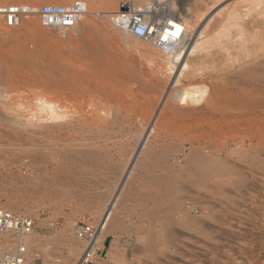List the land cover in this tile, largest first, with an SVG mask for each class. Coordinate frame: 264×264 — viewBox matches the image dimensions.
I'll list each match as a JSON object with an SVG mask.
<instances>
[{"label": "rangeland", "instance_id": "rangeland-1", "mask_svg": "<svg viewBox=\"0 0 264 264\" xmlns=\"http://www.w3.org/2000/svg\"><path fill=\"white\" fill-rule=\"evenodd\" d=\"M82 1L90 12L66 37L36 14L17 29L0 25V207L37 220L26 242L38 264H82L87 242L75 228L83 217L99 228L95 245L107 236L111 244L93 264H264V3L158 0L156 19L174 1L190 35L199 31L190 67L177 76L164 50L92 13L109 16L121 0ZM189 84L208 95L196 107L173 99ZM74 85L88 96L83 104L71 97ZM43 101L74 113L47 120ZM71 120L84 128L62 126ZM70 171L89 178L79 192L57 182L55 197L35 190Z\"/></svg>", "mask_w": 264, "mask_h": 264}, {"label": "built area", "instance_id": "built-area-1", "mask_svg": "<svg viewBox=\"0 0 264 264\" xmlns=\"http://www.w3.org/2000/svg\"><path fill=\"white\" fill-rule=\"evenodd\" d=\"M151 6V3L143 6L136 0H121L109 16L95 15L106 19L114 29L161 50L173 47L184 35V25L175 18L160 21L156 19L157 12L153 17H147L146 12L152 10ZM88 13L87 4L82 0L70 4L44 3L39 7L22 3L0 4V25L17 29L26 17L36 14L44 28L66 37ZM36 230L37 220L33 216L0 207V264H38L37 256L31 253L26 242ZM75 233L87 242L82 264H93L97 227L83 217Z\"/></svg>", "mask_w": 264, "mask_h": 264}, {"label": "bare ground", "instance_id": "bare-ground-1", "mask_svg": "<svg viewBox=\"0 0 264 264\" xmlns=\"http://www.w3.org/2000/svg\"><path fill=\"white\" fill-rule=\"evenodd\" d=\"M160 1V0H159ZM158 0L156 1V0H153V1H151L152 3V10L149 12H146V16L147 17H153L154 15H155V13L157 12V11H155L156 9H157V7H158V4L160 3ZM168 1V0H167ZM86 2V1H85ZM150 2V1H149ZM159 2V3H158ZM257 2H258V4H257V6H261L262 7V5H263V3H264V0H257ZM166 3V2H165ZM220 3V2H219ZM86 4H87V8H88V2H86ZM149 4V3H148ZM175 4V2L174 1H170V2H168L167 4H166V7H164V8H162L163 9V12L161 11V13L157 16V18L159 17V20L160 21H166V20H169V19H171V18H175V19H177L178 21H180L183 25H184V35L182 36V38L178 41V42H176L175 43V45L173 46V47H170V48H167V49H164V51H165V53L168 55V61H169V64H171V65H176V70H175V72L177 73V76H180L181 75V73L183 72V70L184 69H189V67H190V65H189V63L187 62V57L189 56V55H191L192 53H194V43H195V41L197 40V37H198V34H199V31H197L195 34H192V35H190V33H189V30L187 29V27H186V24L184 23V20H183V18H182V14H181V12H174V5ZM215 5H216V3H214ZM159 6H161V5H159ZM165 6V5H164ZM258 8V7H257ZM155 9V10H154ZM158 10V9H157ZM242 10V9H241ZM88 11H89V8H88ZM159 12H160V10H158ZM239 11V10H238ZM90 12V11H89ZM234 12V11H233ZM249 12H250V8L248 7V6H246L245 7V9L243 10V12H238V14H241L242 13V16L244 17H246V16H248L249 15ZM92 13H94V14H96V15H99V16H104L103 14H101V13H99V12H92ZM237 13V12H236ZM237 14V15H238ZM229 16V15H228ZM231 16V15H230ZM235 16V15H234ZM204 17V16H203ZM241 17V16H240ZM233 19L234 17H230V19ZM239 18V17H238ZM234 21H236V20H234ZM239 21V20H238ZM227 24H233L232 23V21L230 22L229 21V23H227ZM236 24V23H235ZM234 25V24H233ZM239 25V24H238ZM241 26V25H240ZM240 26H238L239 28H240ZM230 27V26H229ZM232 27V26H231ZM236 28V27H235ZM47 29V28H46ZM226 29V28H225ZM229 30V29H228ZM219 32V31H218ZM224 32H226L225 30H224ZM239 32V31H238ZM242 32V31H241ZM220 33V32H219ZM229 33V32H228ZM235 33V32H234ZM227 34V33H226ZM236 34H238V33H236ZM218 35V34H217ZM232 35H234V34H232ZM239 35V34H238ZM241 35H244V34H241ZM231 36V35H230ZM234 36H236V35H234ZM240 36V35H239ZM213 37H216V36H213ZM219 37V36H218ZM232 37V36H231ZM245 37V36H244ZM239 38V37H238ZM190 39V42L188 41ZM222 39V38H221ZM224 39V38H223ZM215 40V39H214ZM227 40V39H226ZM234 40V39H233ZM238 40V39H237ZM240 40H241V38H240ZM243 40V39H242ZM225 41V40H224ZM219 42V41H218ZM239 42V41H238ZM245 42V41H244ZM215 43V42H214ZM223 43V42H222ZM235 43H236V41H235ZM219 44V43H218ZM224 44V43H223ZM232 44H234V42L232 43ZM221 45V44H220ZM226 45H228V44H226ZM218 46V45H217ZM229 46V45H228ZM234 46V45H233ZM240 46V44L238 43V47ZM216 47V46H215ZM227 47V46H226ZM220 49V48H219ZM229 49H230V47H229ZM228 49V50H229ZM227 50V49H226ZM220 51H221V49H220ZM225 52V51H224ZM226 53V52H225ZM230 54V53H229ZM231 55V54H230ZM230 55H229V57H230ZM233 58V57H232ZM227 59H228V57H227ZM148 61H149V59H148ZM216 61V60H215ZM256 62V61H255ZM258 62V61H257ZM149 63V62H148ZM197 63V62H196ZM198 64V63H197ZM251 64V63H250ZM199 65H200V63H199ZM196 67H197V65H195ZM230 66V65H229ZM254 66H256V65H254ZM259 66V65H258ZM251 67V66H250ZM134 68H137V67H135V65H134ZM198 68H200V66L198 67ZM217 68V67H216ZM253 68V67H252ZM258 68H256V70H257ZM171 71H172V69H170ZM199 70H201V68L199 69ZM253 70H255V69H253ZM264 70V69H263ZM212 71V70H211ZM220 71V70H219ZM260 71V70H259ZM230 72V71H229ZM240 72H241V70H240ZM263 72V71H262ZM196 73V72H195ZM194 73V74H195ZM251 73H253V72H251ZM257 73V72H256ZM234 74V73H233ZM249 74V73H248ZM258 74V73H257ZM260 74H262V73H260ZM234 76V75H233ZM232 76V77H233ZM242 76V75H241ZM240 76V77H241ZM258 76V75H257ZM231 77V78H232ZM256 77V76H255ZM244 78H245V76H244ZM260 78V77H259ZM237 80V79H236ZM246 80V79H245ZM259 80V79H258ZM199 82V81H198ZM200 83V82H199ZM213 83V82H212ZM222 83V82H221ZM191 84V83H190ZM189 84V85H190ZM195 84V83H194ZM198 85V84H197ZM197 85H190L189 87H184V88H181V89H179V88H176L177 90H175V91H173V96H174V98L173 99H176V98H178V99H181L182 100V98L187 102V105H190V104H195V103H200L201 101H202V99H203V101H205L204 100V97H205V94H206V96H208L207 95V92H206V89L204 88V87H201V86H197ZM200 85V84H199ZM201 85L203 86V84L201 83ZM204 85H205V83H204ZM249 86H250V84H248ZM258 85V84H257ZM256 85V86H257ZM261 85V84H260ZM188 86V85H187ZM206 86V85H205ZM217 86V85H216ZM245 87H246V85H244ZM243 86V87H244ZM249 86H248V88H249ZM262 86L264 87V85H261V87L260 86H257V87H259L260 89H262ZM207 87V86H206ZM220 87V86H219ZM218 87V88H219ZM242 87V88H243ZM209 88V87H208ZM253 88H256V87H253ZM77 89V85H74L73 87H72V89L70 88L69 90L71 91L70 92V94H71V97H72V99L75 101V103H77L78 101V103H80L81 101H82V104H83V100L85 101V99L86 98H88V96L87 97H85L87 94H81V93H83V92H77L78 90H76ZM210 89V88H209ZM215 89H217V88H215ZM250 89H251V87H250ZM212 90V89H211ZM225 90H226V88H225ZM249 90V89H248ZM257 90H259V89H257ZM263 90V89H262ZM95 91V90H94ZM235 91H239L240 92V90H235ZM241 91H243V90H241ZM246 90H245V88H244V92H245ZM254 91V90H253ZM253 91L251 90V92L253 93ZM260 91V90H259ZM90 92H91V90H90ZM90 92H88L87 91V93H88V95H89V93ZM93 92V91H92ZM178 92H181L180 93V95L178 94ZM184 92V93H183ZM216 92V91H215ZM222 92V91H221ZM250 92V91H249ZM258 92V91H257ZM257 92H255V93H257ZM262 92V91H261ZM264 92V91H263ZM86 93V92H85ZM225 93V92H224ZM228 93V92H227ZM227 93H226V95H227ZM236 93V92H235ZM242 93V92H241ZM247 93V92H246ZM252 93H250V95L252 94ZM254 93V95L252 94L251 96H253L254 97V99L257 97L256 95L257 94H255ZM169 95V92H166V95ZM172 94H170V95H172ZM185 94V95H184ZM238 94V93H237ZM245 94V93H244ZM247 94H249V93H247ZM259 94V93H258ZM241 95V94H240ZM243 95V94H242ZM250 95H249V97H250ZM262 95V94H261ZM5 96V94H4V92L2 93L1 91H0V98L1 97H4ZM90 96V95H89ZM245 96V95H244ZM243 96V97H244ZM248 96V95H247ZM258 97H261L262 98V96H258ZM257 97V98H258ZM167 98H168V96H167ZM246 98H248V97H246ZM1 99H3V98H1ZM165 99V98H164ZM206 99V98H205ZM253 99V100H254ZM260 99V98H259ZM54 100V99H53ZM55 100H57V99H55ZM172 100V99H171ZM246 100V99H245ZM262 100V99H261ZM216 101H217V99H216ZM220 101H221V99H220ZM259 101V100H258ZM263 101V100H262ZM172 102V101H171ZM250 102V101H249ZM255 102V101H254ZM166 103H167V100H166ZM204 103V102H203ZM256 103V102H255ZM212 104V103H211ZM252 103H250V105H251ZM41 105H42V107L44 106V111L45 112H47L46 113V115L48 116V117H46L47 118V120H51V121H54V122H56V121H60V120H63V119H67L71 114H73L74 112H72V111H70V112H64L63 111V107H61V106H59V105H57V104H54V103H50V102H45V101H43L42 103H41ZM74 105V104H73ZM254 105V104H253ZM82 106H84V105H81V108H82ZM196 106H197V104H196ZM195 105L193 106V107H196ZM200 106V105H199ZM234 106V105H233ZM192 107V108H193ZM238 107V106H237ZM260 107V106H259ZM191 107H190V109H192ZM199 108V107H198ZM236 107H234V109H235ZM261 108V107H260ZM79 109V108H78ZM209 109V108H208ZM80 110V109H79ZM188 110V109H187ZM186 110V111H187ZM193 110V109H192ZM203 110V109H202ZM205 110V109H204ZM211 110V109H210ZM63 111V112H62ZM208 111V110H207ZM257 111H259V110H257ZM256 111V112H257ZM161 112V111H160ZM166 112V111H165ZM190 111H188V113H189ZM203 112V111H202ZM204 112H206V111H204ZM203 112V113H204ZM253 112H254V110H253ZM256 112H254L255 113V115H254V117L256 116ZM261 113H262V111H260ZM260 112H259V116H261L260 115ZM211 113V112H210ZM225 113V112H224ZM230 113V112H229ZM253 113V114H254ZM1 114V113H0ZM3 114H4V112H3ZM2 114V115H3ZM5 114H7V113H5ZM191 114V113H190ZM205 114V113H204ZM215 114V113H214ZM159 115V114H158ZM166 115V114H165ZM185 115V114H184ZM193 115V114H192ZM202 115V114H201ZM210 115V114H209ZM227 115V114H226ZM229 115V114H228ZM247 114H245V116H246ZM251 115V114H250ZM4 116V115H3ZM11 116V115H10ZM200 116V115H199ZM222 116V115H221ZM242 116V115H241ZM5 117V116H4ZM182 117V116H181ZM189 117V116H188ZM203 117H205V116H203ZM209 117V116H208ZM226 117V116H225ZM224 117V118H225ZM242 117H244V115L242 116ZM250 117V116H249ZM258 117V116H257ZM7 118V117H6ZM10 118V117H9ZM78 118V117H77ZM190 118V117H189ZM227 118V117H226ZM225 118V119H226ZM248 118V117H247ZM0 119H1V117H0ZM8 119V118H7ZM44 120H46L45 119V117L43 118ZM80 119H82V118H80ZM157 119V118H156ZM164 119V118H163ZM186 119V118H185ZM196 119V118H195ZM197 119H198V116H197ZM201 119V118H200ZM212 119V118H211ZM245 119H246V117H245ZM252 119H253V116H252ZM11 120V119H10ZM18 120H20V118L18 119ZM162 120V119H161ZM184 120V119H183ZM221 120V119H220ZM241 120V119H240ZM259 120V119H258ZM261 120V119H260ZM12 121V120H11ZM16 121V120H15ZM67 121V120H66ZM75 121H79L78 119L76 120L75 119ZM157 121V120H156ZM190 121V120H189ZM192 121V120H191ZM206 121V120H205ZM255 121V120H254ZM253 121V122H254ZM257 121V120H256ZM2 122V121H1ZM159 122H161V121H159ZM196 122V121H195ZM204 122V121H203ZM243 122H244V120H243ZM247 122V121H246ZM249 122V121H248ZM7 123V122H6ZM5 123V124H6ZM15 123H17V122H15ZM22 123V122H21ZM81 123V122H80ZM79 123V124H80ZM161 123H163V122H161ZM205 123V122H204ZM207 123H209V122H207ZM210 123H211V120H210ZM221 123V122H220ZM256 123V122H255ZM13 124V123H12ZM159 124V123H158ZM206 124V123H205ZM213 124V123H212ZM250 124V123H249ZM248 124V125H249ZM253 124V123H252ZM257 124H259L258 122H257ZM163 125V124H162ZM161 125V126H162ZM198 125V124H197ZM202 125H204V124H202ZM256 125V124H255ZM62 126H68V127H70L69 129L71 130V131H73V130H77V129H81V128H84V124H81V126L80 125H78V122L75 124V123H73V121L71 120V121H68V122H66V123H63V125ZM170 126V125H169ZM199 126V125H198ZM214 126H215V124H214ZM242 126V125H241ZM243 126H245V125H243ZM257 126V125H256ZM85 127H86V125H85ZM192 127V126H191ZM217 127V126H216ZM215 127V128H216ZM253 127V126H252ZM252 127H250V128H252ZM258 127H261L260 125L258 126ZM257 127V128H258ZM263 127V126H262ZM54 128V127H53ZM61 128H65V127H61ZM213 128V127H212ZM55 129V128H54ZM53 129V130H54ZM66 129V128H65ZM64 129V130H65ZM68 129V128H67ZM188 129V128H187ZM200 129H202V127H200ZM206 128H204V130H205ZM256 129V128H255ZM261 129V128H260ZM259 129V130H260ZM177 130V129H176ZM183 130V129H182ZM241 130V129H240ZM247 130V129H246ZM249 130H251V129H249ZM258 130V129H257ZM10 131V130H9ZM201 131V130H200ZM263 131V130H262ZM68 132H70V131H68ZM184 132V131H183ZM187 132V131H186ZM189 132H191V131H189ZM188 132V133H189ZM210 132V131H209ZM242 132V131H241ZM257 132V131H256ZM261 132V131H260ZM211 133V132H210ZM250 133L251 132H249V135H250ZM262 133H264V132H262ZM203 134V133H202ZM256 134V133H255ZM257 134H258V132H257ZM67 135H70L69 133L67 134ZM181 135V134H180ZM210 135H212V134H210ZM60 136V135H59ZM202 136V135H201ZM205 136H206V134H205ZM254 136V135H253ZM258 136V135H257ZM256 135H255V138L257 137ZM262 136V135H261ZM61 137V136H60ZM67 137H69V136H67ZM181 137V136H180ZM207 137H209V136H207ZM62 138V137H61ZM64 138H66L65 136L63 137V139ZM206 138V137H205ZM254 138V139H255ZM262 138V137H261ZM194 140V139H193ZM259 139H257V141H258ZM58 141V140H57ZM254 141V140H253ZM260 141V140H259ZM60 142V141H59ZM210 142V141H209ZM208 142V143H209ZM61 143V142H60ZM256 143V142H255ZM6 146H7V144H6ZM65 147V146H64ZM205 147V146H204ZM212 147V146H211ZM60 148H62V146L60 147ZM251 148V147H250ZM249 149V148H248ZM64 150V149H63ZM60 151V150H59ZM62 151V150H61ZM54 152H56V150L54 151ZM59 153H61V152H58V150H57V154H59ZM63 153V152H62ZM66 153V152H65ZM74 155V154H73ZM64 157V156H63ZM67 157H69V156H67ZM76 157V156H75ZM84 158V157H83ZM192 158V157H191ZM32 160H33V162L35 163V161L34 160H36V159H34V158H32ZM67 160H68V158H67ZM70 160H72V159H69V161ZM77 160H78V158H77ZM83 160V159H82ZM193 160V162H194V159L192 158L191 159V161ZM60 161V160H59ZM79 161V160H78ZM80 161H81V159H80ZM198 161V160H197ZM43 162V161H42ZM41 162V163H42ZM65 162V161H64ZM82 162V161H81ZM102 162V161H101ZM192 162V163H193ZM60 163V162H59ZM63 163V162H62ZM195 163V162H194ZM35 164H38V162H37V160H36V163ZM69 164V163H68ZM67 164V165H68ZM63 165V164H62ZM64 166V165H63ZM69 166V165H68ZM83 166V165H82ZM84 166H86V164L84 163ZM172 166V165H171ZM58 167H60V166H58ZM83 168V167H82ZM76 169V168H75ZM80 171V170H79ZM81 171H82V169H81ZM131 171V170H130ZM134 171V170H133ZM70 172H73V171H70ZM77 173V172H76ZM66 174V173H65ZM65 174L63 175V174H61V175H57V173L56 174H54V177H53V179L54 178H56V180L55 181H51L50 182V179L49 178H47L45 181H48L49 183H46V184H48V186L50 185V184H52V185H50L49 187H40V186H36V191L38 192V193H42V195L44 194H52V195H54V197H55V190L53 189L54 188V186H55V184H56V182L58 183V184H62V186L64 187V189L65 190H63V191H70V192H73V193H75L76 191H78L79 192V190H77V189H79L78 187H84L85 186V184L86 183H88V182H86V180H88V179H84V178H82V177H80V176H78V174H77V176H75L74 174H75V172H73L71 175H69V176H65ZM130 174V173H129ZM134 174V173H133ZM156 175V174H155ZM132 176V175H131ZM84 177V176H83ZM127 178V177H126ZM52 179V180H53ZM91 181V180H90ZM130 181V180H129ZM31 183H33L32 181H31ZM40 183V182H39ZM38 183V184H39ZM29 184H30V182H29ZM34 184V183H33ZM32 184V185H33ZM36 185V184H35ZM47 186V185H46ZM53 186V187H52ZM52 187V188H51ZM33 188V187H32ZM63 189V188H62ZM68 189V190H67ZM72 189V190H71ZM58 190V189H57ZM62 191V190H61ZM61 191H57L59 194H61L60 192ZM62 191V194L63 193H65V192H63ZM84 192V191H83ZM33 193V192H32ZM37 193V194H38ZM71 194V193H70ZM78 194V193H77ZM33 195V194H32ZM41 195V194H40ZM52 195H50L49 197H51ZM66 195V194H65ZM74 195V194H73ZM79 195H81V194H79ZM82 196V195H81ZM105 222V221H104ZM98 233H99V228L97 229V235H96V240H97V237H98ZM96 242V241H95ZM85 251V250H84ZM81 261H82V258H81ZM81 264V263H80Z\"/></svg>", "mask_w": 264, "mask_h": 264}, {"label": "crops", "instance_id": "crops-1", "mask_svg": "<svg viewBox=\"0 0 264 264\" xmlns=\"http://www.w3.org/2000/svg\"><path fill=\"white\" fill-rule=\"evenodd\" d=\"M110 247H111V244H110V241H109V237L108 236L104 237L102 240L97 242V244L95 245V249H96L95 254L96 255H101V254L109 251Z\"/></svg>", "mask_w": 264, "mask_h": 264}]
</instances>
